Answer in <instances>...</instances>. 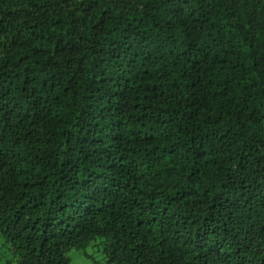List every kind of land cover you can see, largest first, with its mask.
Listing matches in <instances>:
<instances>
[{
  "label": "trees",
  "instance_id": "1",
  "mask_svg": "<svg viewBox=\"0 0 264 264\" xmlns=\"http://www.w3.org/2000/svg\"><path fill=\"white\" fill-rule=\"evenodd\" d=\"M0 234L264 264V0H0Z\"/></svg>",
  "mask_w": 264,
  "mask_h": 264
},
{
  "label": "rangeland",
  "instance_id": "2",
  "mask_svg": "<svg viewBox=\"0 0 264 264\" xmlns=\"http://www.w3.org/2000/svg\"><path fill=\"white\" fill-rule=\"evenodd\" d=\"M71 264H111L107 262L98 246L90 245L84 251L72 250L69 253ZM10 255L6 253L4 238L0 234V263L8 264Z\"/></svg>",
  "mask_w": 264,
  "mask_h": 264
}]
</instances>
